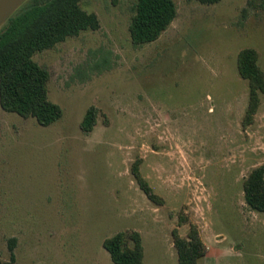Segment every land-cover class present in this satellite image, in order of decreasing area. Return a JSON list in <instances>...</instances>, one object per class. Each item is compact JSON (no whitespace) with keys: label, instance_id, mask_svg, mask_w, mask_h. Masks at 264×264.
Masks as SVG:
<instances>
[{"label":"rangeland","instance_id":"obj_1","mask_svg":"<svg viewBox=\"0 0 264 264\" xmlns=\"http://www.w3.org/2000/svg\"><path fill=\"white\" fill-rule=\"evenodd\" d=\"M173 1L169 27L134 46L135 0H80L99 29L34 54L63 115L42 127L0 107V260L15 239L14 264H113L102 241L135 231L144 264H177L172 233L195 225L198 264H264V212L243 195L264 165V94L244 122L249 87L236 67L251 48L264 72V0Z\"/></svg>","mask_w":264,"mask_h":264},{"label":"trees","instance_id":"obj_2","mask_svg":"<svg viewBox=\"0 0 264 264\" xmlns=\"http://www.w3.org/2000/svg\"><path fill=\"white\" fill-rule=\"evenodd\" d=\"M202 4H215L219 0H197ZM251 4V1L248 5ZM177 16L173 0H135L128 25L130 41L142 46L156 41ZM100 27L94 13L84 11L80 0H27L0 28V107L47 127L61 119L62 108L48 98L50 73L39 66L33 56L53 48L67 38L85 30ZM237 72L248 82L249 102L244 122L250 123L258 107V93L264 94V72L257 65V53L251 48L237 55ZM98 110L90 106L80 123L82 132L88 133L96 123ZM139 189L146 198L160 204L137 166L131 169ZM246 205L253 211L264 212V165L253 169L243 182ZM177 252V264H198L205 255L195 225H190L186 238L172 233ZM103 249L113 264H144L142 239L138 232H117L102 241ZM9 260L0 264H14L15 239L8 240Z\"/></svg>","mask_w":264,"mask_h":264},{"label":"water","instance_id":"obj_3","mask_svg":"<svg viewBox=\"0 0 264 264\" xmlns=\"http://www.w3.org/2000/svg\"><path fill=\"white\" fill-rule=\"evenodd\" d=\"M27 0H0V28L3 23Z\"/></svg>","mask_w":264,"mask_h":264}]
</instances>
